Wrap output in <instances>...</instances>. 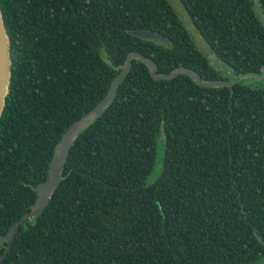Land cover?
Wrapping results in <instances>:
<instances>
[{
	"label": "trees",
	"instance_id": "1",
	"mask_svg": "<svg viewBox=\"0 0 264 264\" xmlns=\"http://www.w3.org/2000/svg\"><path fill=\"white\" fill-rule=\"evenodd\" d=\"M179 1L209 53L169 0H0L11 57L0 236L30 210L62 134L105 97L129 52L150 57L156 73L185 66L202 79L264 78V0ZM137 29L172 46L129 32ZM250 79L260 80L154 79L133 58L2 264L262 263L264 85Z\"/></svg>",
	"mask_w": 264,
	"mask_h": 264
},
{
	"label": "water",
	"instance_id": "2",
	"mask_svg": "<svg viewBox=\"0 0 264 264\" xmlns=\"http://www.w3.org/2000/svg\"><path fill=\"white\" fill-rule=\"evenodd\" d=\"M129 32L137 37L143 39H155L160 42L167 44L169 47L172 46L171 42L165 36L148 29H137L129 30ZM138 58L144 64L149 67L151 76L154 79L161 78H172L180 73L189 75L193 80L200 86H231L232 84L249 77H254L256 79H261L263 75H258L256 73L244 74L236 77L234 80H224V79H202L200 74L188 69L185 66H177L171 71L166 73H156V63L150 58L142 53L131 51L127 54L124 62L118 67L121 68L120 71L115 75L111 82L110 89L105 97L97 104V106L91 111L87 112L77 120H75L68 129L62 134L61 140L58 147L55 149L53 158L49 163L48 177L43 182L35 187L36 199L31 205L30 210L24 213L18 220H16L10 227L6 235L0 236V245L4 246V251L0 255V264L3 263L5 257L9 253L14 236L18 230L20 224H22L27 219H32L37 217V215L45 208L48 204L50 197L52 196L55 189L58 187L59 182L62 178V171L65 165V161L69 152L70 146L74 143L76 136L83 131L108 105L116 91V85L123 77V75L128 71L132 64V59ZM214 59L215 65L224 66L223 63H219L216 58ZM264 71V66H262ZM11 77V57H10V43L7 31L5 29L4 21L2 18V12L0 10V115L2 114L5 97L8 93L9 83ZM255 234L260 237L262 243L264 244V235L255 231ZM3 240L7 241V244L3 243Z\"/></svg>",
	"mask_w": 264,
	"mask_h": 264
},
{
	"label": "rangeland",
	"instance_id": "3",
	"mask_svg": "<svg viewBox=\"0 0 264 264\" xmlns=\"http://www.w3.org/2000/svg\"><path fill=\"white\" fill-rule=\"evenodd\" d=\"M169 2L172 4L173 8L176 10V12L178 13V15L181 17L185 27L188 29V31L192 34V36L194 37L197 45L204 51L206 52L205 54L209 53L208 47L204 44L202 38L199 36L197 30L195 29V27L193 26L189 15L187 14L186 10L184 9L183 5L181 4V2L179 0H169ZM230 70V69H227ZM250 84L252 85H264V78L260 79V80H247ZM155 177L154 172L151 173L147 180L151 181L153 180ZM259 264H264V260L262 261V263L260 262Z\"/></svg>",
	"mask_w": 264,
	"mask_h": 264
}]
</instances>
